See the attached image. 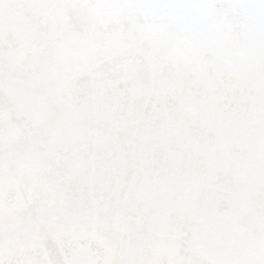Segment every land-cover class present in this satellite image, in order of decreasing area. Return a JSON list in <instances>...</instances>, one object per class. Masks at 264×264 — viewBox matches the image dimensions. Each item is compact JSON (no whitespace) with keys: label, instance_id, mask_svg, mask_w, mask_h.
Wrapping results in <instances>:
<instances>
[{"label":"snow or ice","instance_id":"obj_1","mask_svg":"<svg viewBox=\"0 0 264 264\" xmlns=\"http://www.w3.org/2000/svg\"><path fill=\"white\" fill-rule=\"evenodd\" d=\"M0 264H264V0H0Z\"/></svg>","mask_w":264,"mask_h":264}]
</instances>
